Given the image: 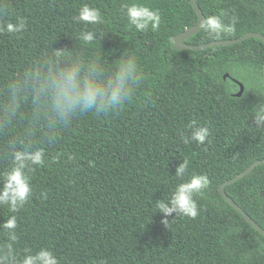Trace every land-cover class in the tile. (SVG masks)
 <instances>
[{
	"label": "trees",
	"instance_id": "trees-1",
	"mask_svg": "<svg viewBox=\"0 0 264 264\" xmlns=\"http://www.w3.org/2000/svg\"><path fill=\"white\" fill-rule=\"evenodd\" d=\"M101 9V35L84 50L109 67L132 52L149 74L146 84L118 115L85 114L63 132L46 166L32 173L34 196L17 214L21 253L48 247L60 264H264L254 228L219 192V185L264 159V134L250 126L249 109L259 101L252 91L239 90L228 66L252 62L264 71V43L255 37L204 49H177L174 37L198 24L191 0H143L161 12L159 33H137L121 12L127 0H11L14 13L27 19L19 38L0 35V90L23 62L53 48L72 49L83 25L72 16L83 3ZM205 16L220 9L240 17L232 39L249 32L264 36V20L246 7V0H196ZM92 27V26H89ZM212 41L203 30L188 44ZM228 76L224 78V74ZM191 120L212 129L211 143L184 144L181 135ZM68 155H75L69 162ZM186 158L189 173H207L211 188L198 199L196 219L169 217L161 222L154 201L166 198L179 182L176 166ZM7 165L0 160V170ZM227 195L264 229V163L227 184ZM47 192V199L41 192ZM263 193V195H261ZM11 213L0 207V223ZM263 235V234H261Z\"/></svg>",
	"mask_w": 264,
	"mask_h": 264
},
{
	"label": "clouds",
	"instance_id": "clouds-1",
	"mask_svg": "<svg viewBox=\"0 0 264 264\" xmlns=\"http://www.w3.org/2000/svg\"><path fill=\"white\" fill-rule=\"evenodd\" d=\"M246 7L258 19L264 20V0H246ZM121 12L128 27L137 33H159L163 18L159 9L143 0H127ZM75 24L83 25L74 36L79 46L72 49L53 48L51 43L39 54L23 62L10 73L0 90V160L7 165L0 170V207H7L9 215L0 223V264H60V259L48 247L38 250H18L17 214L34 196L32 173L46 166L48 158L62 159L57 152L51 155L63 132L77 118L92 114L96 117L119 114L133 101L146 84L149 74L136 55L128 52L109 67L102 59L89 55L84 47L92 45L101 35L96 26L105 24L100 8L83 2L72 16ZM240 17L235 10L220 9L199 18V29L206 38L222 41L235 35ZM92 26V27H89ZM28 30L27 19L14 13L11 0H0V35L21 37ZM236 80L245 83L260 101L249 109L250 126L264 134V71L252 62H238L227 69ZM212 129L207 124L191 120L181 135L184 144L197 146L211 143ZM69 162L75 155H68ZM190 161L182 158L174 176L178 179L173 191L154 201L156 212L163 214L162 223L168 228L175 217L196 219L200 215L198 199L211 188L207 173H189ZM47 199V192H41ZM257 247L251 255L264 254V235H255ZM250 258L241 256V264ZM98 264H107L101 259Z\"/></svg>",
	"mask_w": 264,
	"mask_h": 264
},
{
	"label": "water",
	"instance_id": "water-1",
	"mask_svg": "<svg viewBox=\"0 0 264 264\" xmlns=\"http://www.w3.org/2000/svg\"><path fill=\"white\" fill-rule=\"evenodd\" d=\"M191 3L193 7L196 9V11L199 14V17L201 20L204 19V15L201 13V10L198 8L196 0H191ZM199 23V22H198ZM199 30V24L193 25L189 28H187L183 33L176 35L174 37V45L177 49H190V50H196V49H204L211 46H219V45H230L234 43L241 42L244 39L255 37L260 39L264 43V36L256 33V32H249L247 34H244L237 38L232 39H225L222 41H210L202 44H188L184 42V40L194 33H196ZM228 76V73L224 74V78ZM235 82L239 86V90L236 92V96H241L244 90V86L242 83L235 80ZM264 163V159L256 160L253 163H251L247 168H245L243 171L239 172L232 178L225 180L223 183L219 185V192L223 196V198L231 204L240 214L244 216V218L254 227L256 228L261 234L264 235V229H262L239 205H237L225 192L224 188L227 184L234 182L236 180H239L240 178L244 177L246 174H248L252 169H254L258 164ZM263 195V193H261Z\"/></svg>",
	"mask_w": 264,
	"mask_h": 264
}]
</instances>
